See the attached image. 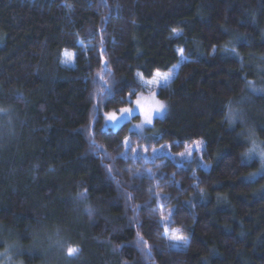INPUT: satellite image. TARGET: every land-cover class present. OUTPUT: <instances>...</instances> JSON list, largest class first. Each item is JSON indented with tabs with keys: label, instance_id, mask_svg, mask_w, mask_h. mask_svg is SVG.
Instances as JSON below:
<instances>
[{
	"label": "trees",
	"instance_id": "obj_1",
	"mask_svg": "<svg viewBox=\"0 0 264 264\" xmlns=\"http://www.w3.org/2000/svg\"><path fill=\"white\" fill-rule=\"evenodd\" d=\"M175 67L149 128H108ZM129 140L206 168L140 177ZM261 151L264 0H0V264H264Z\"/></svg>",
	"mask_w": 264,
	"mask_h": 264
},
{
	"label": "rangeland",
	"instance_id": "obj_2",
	"mask_svg": "<svg viewBox=\"0 0 264 264\" xmlns=\"http://www.w3.org/2000/svg\"><path fill=\"white\" fill-rule=\"evenodd\" d=\"M179 67H175L171 73L168 74H161L163 75H170V79L167 82L168 84L174 79ZM159 78L155 75L151 80L144 81L142 83L143 88L146 91L145 95H140L137 99L133 102L131 107L126 109H132L131 113L121 112L119 116L116 117L114 125H109L108 128H113L114 130L118 129L122 124L125 122L130 121L133 117H139L140 121L135 123L131 130L132 131H144L146 128H149L152 122L160 117L162 113H152V122L150 124L145 123V112L148 111L150 108L155 106V103L148 100V94L154 93L158 91L160 87L157 84V80ZM161 83H163L161 81ZM140 99L141 105L140 107L137 106V100ZM113 126V127H112ZM144 129V130H143ZM178 146L163 145L160 147H148L142 144H135V141L129 140L124 144V147L121 152V157L133 168L134 172L137 173L138 176L145 175L146 171L151 167H155L156 163H170L175 165L179 169H186V168H194V169H205L206 165L203 161V154L204 149L201 143H193L186 146H183L181 150L178 149ZM191 150L190 153L188 150ZM179 150V151H178ZM153 166V167H152ZM162 198V196H159ZM158 197V198H159ZM160 199V198H159ZM162 200V199H161ZM172 210L167 209L166 211V218L162 222L165 230L167 229V234L170 237L173 235L172 230L176 229L172 225L171 216ZM178 235V233H176ZM174 242V245L182 246L184 245L181 241H176L171 239Z\"/></svg>",
	"mask_w": 264,
	"mask_h": 264
},
{
	"label": "snow or ice",
	"instance_id": "obj_3",
	"mask_svg": "<svg viewBox=\"0 0 264 264\" xmlns=\"http://www.w3.org/2000/svg\"><path fill=\"white\" fill-rule=\"evenodd\" d=\"M183 54L182 50H181V55ZM157 77L159 78L156 82L157 84L160 86V87H166L167 86V82L168 80L171 78L170 75H163L161 76L160 73H157L156 74ZM161 81L163 83H161ZM154 95V94H153ZM137 106L140 107L141 105V101L140 99L137 100ZM166 108V105H164L163 103H160V102H155V106L150 108L148 111H146L144 114H145V123H148L150 124L152 122V113L155 112L157 114L159 113H162L163 110ZM122 112H127V113H131L133 110L132 109H122L121 110ZM110 119H115V116H110ZM189 153H190V149L188 150ZM257 152V146L255 144V142H253V146L252 148L249 150L248 153H246L245 155H249L250 157L255 155ZM260 155L262 157H264V151H261ZM167 232V229L165 230ZM173 232V235L171 237H169L170 239H173V240H176V241H181L183 242L184 244H187L188 243V240L186 237L182 236V235H176V233L179 232V229H173L172 230ZM79 253V248L78 247H74V246H69L67 247L66 249V255L68 257H73L75 255H78Z\"/></svg>",
	"mask_w": 264,
	"mask_h": 264
}]
</instances>
